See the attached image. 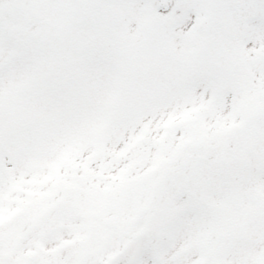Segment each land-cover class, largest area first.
<instances>
[{
  "label": "snow or ice",
  "instance_id": "6c2138e0",
  "mask_svg": "<svg viewBox=\"0 0 264 264\" xmlns=\"http://www.w3.org/2000/svg\"><path fill=\"white\" fill-rule=\"evenodd\" d=\"M0 264H264V0H0Z\"/></svg>",
  "mask_w": 264,
  "mask_h": 264
}]
</instances>
